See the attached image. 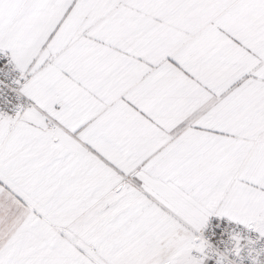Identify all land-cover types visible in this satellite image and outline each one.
I'll list each match as a JSON object with an SVG mask.
<instances>
[{"label": "snow or ice", "instance_id": "1", "mask_svg": "<svg viewBox=\"0 0 264 264\" xmlns=\"http://www.w3.org/2000/svg\"><path fill=\"white\" fill-rule=\"evenodd\" d=\"M0 264H264V0H0Z\"/></svg>", "mask_w": 264, "mask_h": 264}]
</instances>
